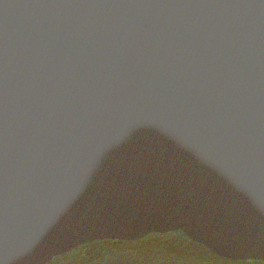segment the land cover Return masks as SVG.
<instances>
[{"label": "water", "instance_id": "water-1", "mask_svg": "<svg viewBox=\"0 0 264 264\" xmlns=\"http://www.w3.org/2000/svg\"><path fill=\"white\" fill-rule=\"evenodd\" d=\"M171 233L264 263V0H0V264Z\"/></svg>", "mask_w": 264, "mask_h": 264}, {"label": "trees", "instance_id": "trees-1", "mask_svg": "<svg viewBox=\"0 0 264 264\" xmlns=\"http://www.w3.org/2000/svg\"><path fill=\"white\" fill-rule=\"evenodd\" d=\"M48 264H264L232 262L210 254L186 237L150 235L130 243L96 242L54 258Z\"/></svg>", "mask_w": 264, "mask_h": 264}, {"label": "rangeland", "instance_id": "rangeland-1", "mask_svg": "<svg viewBox=\"0 0 264 264\" xmlns=\"http://www.w3.org/2000/svg\"><path fill=\"white\" fill-rule=\"evenodd\" d=\"M171 234H173V233H171ZM177 234H180V233H177ZM154 235H158V234H154ZM181 235V234H180ZM67 254V253H66Z\"/></svg>", "mask_w": 264, "mask_h": 264}, {"label": "bare ground", "instance_id": "bare-ground-1", "mask_svg": "<svg viewBox=\"0 0 264 264\" xmlns=\"http://www.w3.org/2000/svg\"><path fill=\"white\" fill-rule=\"evenodd\" d=\"M94 244V243H93Z\"/></svg>", "mask_w": 264, "mask_h": 264}]
</instances>
